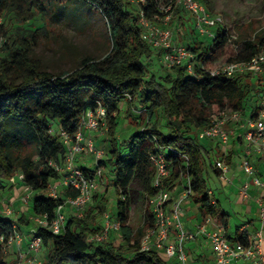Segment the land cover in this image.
I'll use <instances>...</instances> for the list:
<instances>
[{"label": "trees", "instance_id": "obj_1", "mask_svg": "<svg viewBox=\"0 0 264 264\" xmlns=\"http://www.w3.org/2000/svg\"><path fill=\"white\" fill-rule=\"evenodd\" d=\"M82 1L105 19L111 51L101 60L84 57L72 70L53 73L32 58L30 50L38 32L48 31L45 18L56 14L54 6L59 0H48L46 4L34 0L25 10L24 17H19L14 2L0 0V16L12 7L21 23L31 19L36 11L44 21L42 28L26 36L14 32L11 42L5 41L0 49L4 54L0 58V191L4 189V182L11 180L19 171L22 174L19 185L31 191L30 215L46 216L52 220L65 197L62 193L57 199L46 195L48 184L60 179L49 162L62 164L65 148L60 139L49 132L51 123L56 122L57 126L73 135L81 113L100 103L107 110L109 158L99 161L93 170H81L93 177L97 169L107 166L112 173L111 183L118 200L116 214L110 218L120 223L118 233L121 244L115 246L113 242L98 244L91 241L89 237L99 228L93 226L96 221L94 212H85L83 218L68 217L60 235H54L45 228H36L42 246L50 245L46 259L40 264H169L162 254L154 250L139 251V241L128 224V192L133 184L140 188L144 198L156 192L152 188L154 169L149 158L162 153L173 168L170 175L160 181V188L173 192L178 184H182L180 177H187L191 198L200 204L205 215L222 219L223 226H226L224 213L207 196L203 177V160L211 162L212 142L199 140L196 134L208 125L207 113L211 108L215 109L214 113H219L229 107L239 111L243 117L252 116L260 108V96L264 93L261 81L253 85L248 83L250 76L246 74L224 78L222 75L212 76L209 71L227 62L247 61L261 50L264 39H232L223 26L216 30L215 37L205 46L201 41L196 47L186 46L193 55V75L187 74L185 67L181 66L164 68L168 73L159 81L154 75L147 77L143 61L153 57L160 61V53L151 49L141 37L138 8L133 10V4L127 0ZM201 2L207 8L210 5V0ZM159 6L158 0H146V7L143 8L146 18L154 21L156 17H161L163 14ZM184 17L183 10L175 9L171 28L177 23L182 27L186 21L190 23L184 27L186 31L192 32L196 41L199 40L201 36L192 21ZM2 28L3 25L0 30ZM123 102L127 110L126 118L136 128L126 151L116 135V117ZM157 114L166 120L167 133L155 123L141 127L143 117L150 123ZM20 141L34 142L35 153L14 154V148ZM215 148H218L217 145ZM168 149L186 155L187 165L184 166L179 156ZM211 168L217 174L213 165ZM120 196H124L125 201H120ZM93 200H97L94 195ZM95 208L100 214L105 212L99 202H96ZM148 215L147 212L144 217L145 229L151 226ZM12 223L10 217L0 212V238L4 241L12 235ZM29 223L31 221L26 214H21L15 225L19 231L20 226H28ZM29 233H25L27 237ZM227 239L243 246L250 245L246 232L236 233L235 238ZM3 247L0 244V254ZM0 264L11 263L0 255Z\"/></svg>", "mask_w": 264, "mask_h": 264}, {"label": "built area", "instance_id": "obj_2", "mask_svg": "<svg viewBox=\"0 0 264 264\" xmlns=\"http://www.w3.org/2000/svg\"><path fill=\"white\" fill-rule=\"evenodd\" d=\"M128 1L137 6L141 37L151 49L160 53L162 66L166 69L185 67L186 73L193 75L192 53L185 46L176 42L173 37L170 21L174 10L181 9L189 14L196 32L208 39L214 38L216 30L223 27L222 18L211 13L198 0H164L163 4L159 6L163 15L156 17L153 21L147 19L144 14L143 8L146 7V0ZM260 47L261 50L247 61L227 62L219 70L209 71L210 75L233 78L246 74L250 76L253 83L261 81L264 84V42ZM106 117L107 110L97 103L95 108L81 113L79 122L76 124V132L73 135L60 126H50L49 132L60 139L65 148V155L62 164L49 162V166L60 175V179L48 184L46 195L54 199L60 198L59 188H64L72 195L65 197L63 203L57 207L52 220H48L46 216H31L30 233L24 241L16 225L12 223V235L6 241L1 237L0 244L8 248L15 247L18 250L20 245L25 242V253H20L19 256L25 258V255L28 254L37 255L42 247V239L36 235V228H45L54 235H60L66 224L67 215L83 217L97 190L102 170L97 169L93 177H90L75 166V160L78 155L88 152L93 154L96 159H104L103 151L97 150L92 145L91 139L85 137L84 132L92 133L105 129ZM238 128L243 130L242 141L245 146L244 157L239 167L246 177V181L239 188V195L243 199H247L251 186L260 190L254 200L257 205L258 219L264 225V174L258 173L250 159L252 154L264 158V93L260 96V108L252 116L243 117L239 111L224 108L219 113L213 114L208 125L198 130L196 135L199 140H208L221 148H226ZM168 151L179 156L184 166L187 165L186 155L171 149ZM149 161L154 169L152 188L156 189V192L151 196L145 195L151 226L146 228L140 240V252L154 250L162 254L167 261L174 260L178 264L192 263L191 257L185 249L194 244L199 236H203L214 257L215 264H232L240 260L250 264H264V246H262L264 230L262 229L255 232L250 239L249 246L229 241L224 226L216 223L209 215L204 217L202 223L195 226L194 231H187L182 221V215L184 203L192 196L189 179L180 177L179 181L183 186L182 192L173 196L171 192L160 188V181L167 178L172 172L171 162L166 160L162 153L151 155ZM213 167L220 173L221 180L228 181L226 174L229 168L223 160H215ZM18 179H22V174L19 173ZM212 195L213 193L207 190L209 199ZM30 200L31 191L25 187L21 202L24 205H29ZM119 200L123 202L125 197L120 196ZM210 202L214 204L213 201L210 200ZM2 213L9 217L12 211L7 208ZM104 218L100 231L89 238L98 244L106 243L109 234L118 232L120 229L118 220L111 219L108 215H105ZM208 226H211V230H207ZM29 263L39 264L35 258Z\"/></svg>", "mask_w": 264, "mask_h": 264}, {"label": "rangeland", "instance_id": "obj_3", "mask_svg": "<svg viewBox=\"0 0 264 264\" xmlns=\"http://www.w3.org/2000/svg\"><path fill=\"white\" fill-rule=\"evenodd\" d=\"M32 1L34 0H10V2H14L17 5V7L14 8H17L16 12L19 17H24L26 15L25 10ZM41 1L46 4L48 0ZM158 1L160 4L164 2V0ZM198 1L201 2L202 0ZM132 8L133 10H137V6L134 4ZM54 9H57L56 14L51 16V18L50 16L45 18L48 31L46 33L38 32L30 50L31 57L39 61L44 69L53 73H58L63 70H72L79 59L91 57L96 60H101L110 53L111 45L106 21L96 9L84 4L82 0H59V2L55 4ZM208 9L211 13L217 14L222 18L223 26L231 34L232 39H239V41H259L264 39V0H210ZM184 16L187 17L190 22V15L184 12ZM185 24H183L182 27L179 26L181 25L180 23L172 26L173 37L176 42L185 47H196L198 41H201L203 46L207 44L206 42H209L210 39L203 36L199 37V40L196 41L191 34L192 32L186 31V28H184L187 25L189 26L190 23H186L185 21ZM1 25H3V28L0 30V49L5 41L8 43L11 42L14 32H18L22 37L26 36V34H30L42 28L44 26V21L40 13L36 11L31 19L21 23L16 17L13 8L10 7L9 10H6L0 16V26ZM3 56L4 54L0 52V58ZM143 63L147 68V77L154 75L159 81H162L164 76L168 73V70L162 67L160 61L156 57H153L151 60H144ZM222 66L212 69L211 71L219 70ZM247 81L250 84H256L250 82L251 78ZM214 111L215 109L213 108L208 111L207 116L209 119L215 114ZM126 114V105L123 102L116 117V135L124 151L127 150L129 138L136 129L133 127V124L127 120ZM154 123L162 129L163 132L167 133L169 131L166 120L160 114H157L150 123L143 117L141 127L151 126ZM51 126L57 127V123L52 122ZM88 138L91 139L92 145L97 150L103 151L104 159H96L93 154L88 152L87 154H83L79 160H77L78 157L76 158L77 167L80 169L93 170L99 161L109 158L107 125L105 129L101 131L88 133ZM35 147L34 142L20 141L14 148V154L25 155L35 153ZM210 159L212 164H214L215 156L212 155ZM211 162H209L208 159L203 160V177L206 187L213 192L214 199L219 202L220 211L228 215L230 226L229 233L234 235L235 229L244 224L248 215L245 213L244 205L237 203V193L228 191L225 188L222 189L220 187L221 180L219 181L215 176L211 175L212 168L209 165ZM101 170V178L98 180V187L94 196L97 197L96 202H99V205L104 208L105 212L103 214L98 212V209L95 208L96 202L93 198L85 210V212H94L93 215L96 221L93 226L99 228L96 233L100 231L101 225L105 220V215L110 217L116 214V202L118 200V195L114 192L111 183L113 179L112 173L107 166H103ZM19 173L20 172L17 171L11 180L4 182V189L0 191V203L2 205L0 207V212L2 213L3 210L9 208L12 211L9 217L14 224H18V218L21 215L19 211H25L28 220L31 218V202L29 205H24L17 200L22 192V189L18 190V184H20V182L17 184ZM228 178H230V175H228ZM127 200L129 207L128 224L140 243L146 230L144 217L148 212V207L144 195L135 184L131 186ZM71 216L73 215L69 214L67 218ZM30 226L31 223H29L28 226H20L19 233L23 241L27 237L23 232V228L28 229L27 227ZM139 231L141 232L140 235H138ZM121 241L120 234L118 232H112L109 234L106 243L113 242L114 245L117 246L121 244ZM49 248L50 245L42 246L37 255L28 254L25 255V258H21L19 254L25 253V247L21 244L18 250L15 247H3L0 255L11 264H30L29 261L34 258L40 264L46 259Z\"/></svg>", "mask_w": 264, "mask_h": 264}, {"label": "crops", "instance_id": "obj_4", "mask_svg": "<svg viewBox=\"0 0 264 264\" xmlns=\"http://www.w3.org/2000/svg\"><path fill=\"white\" fill-rule=\"evenodd\" d=\"M84 135L88 139V132H84ZM242 136H243V130L238 128L235 134L233 135V137L230 139L229 145L226 148H221L219 146H217L218 148H215L216 145H214L213 143L210 144L211 148L213 149L210 153V156L213 154L215 156V160L220 159L225 162V164L229 168V171L226 174V176L228 177V175H230V178H228V181L221 180L219 176L220 173L218 171H216L217 174L211 171L212 172L211 175L215 176L219 181L220 180L223 181V182L220 181V187L222 189L225 188L228 191L237 193V197H238L237 203H241L242 205H244L243 207L245 209V213L246 215H248V218L245 219L244 224L236 228L234 235H233L229 233V229H230L229 221H228L229 217L227 214H225L222 211L225 215L224 220L226 221V226L224 227L226 237H229L230 239L235 238L236 233L237 235H240L242 234V232H246L249 238L252 239L255 232H257L260 229L264 230V225H262L258 219L257 205L254 200V198L259 194L260 190H258L254 186H251L249 188V197L247 199H243L239 195V188L246 181V177L239 167L240 162L242 161L244 157V151H245V146L242 141ZM84 154H87V153H84ZM82 156L83 154L78 155L77 160H79V158H81ZM250 159L252 163L254 164V166L256 167V169L258 170V173L260 175L264 174V158L256 154H252ZM77 160L75 162L76 167H77ZM212 165L213 164H211V166ZM18 183H19V179H18L17 184ZM182 188H183L182 184H178L174 188V191L171 192V194L173 196L180 194L182 192ZM20 189H22V192L19 198L17 199L18 202H21V197L23 196L25 192V187L23 185H19L18 190ZM59 191L60 193H62L63 197H67L69 195V192L64 190V188H59ZM213 196L214 195H212L210 200L213 201L214 204L217 203V206L219 207V202L215 200ZM19 212H21V214H25V211L23 210ZM205 216L207 215L204 214L200 204L195 203L193 198H189L188 200H186V202L183 205L182 221L187 231H194L195 226L199 223H202ZM212 218L216 223L223 225L222 219L217 218V217H212ZM27 228L28 229L23 228L24 233L30 231V227H27ZM207 230H211V226H208ZM22 246L25 247V250H26L25 242L23 243ZM262 246H264V242H262ZM185 250L192 260V263H188V264H215L214 257L209 247L206 245V240L203 236H199L197 238V241L194 244H191ZM167 262L169 264L177 263L174 260L167 261ZM232 264H250V263L240 260Z\"/></svg>", "mask_w": 264, "mask_h": 264}]
</instances>
